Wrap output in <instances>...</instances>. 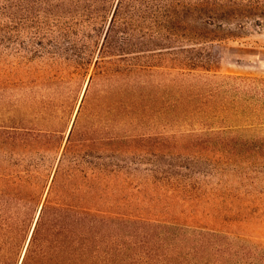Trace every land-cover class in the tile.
<instances>
[{
	"label": "trees",
	"instance_id": "1",
	"mask_svg": "<svg viewBox=\"0 0 264 264\" xmlns=\"http://www.w3.org/2000/svg\"><path fill=\"white\" fill-rule=\"evenodd\" d=\"M206 2L0 0V264L264 261V77Z\"/></svg>",
	"mask_w": 264,
	"mask_h": 264
},
{
	"label": "rangeland",
	"instance_id": "2",
	"mask_svg": "<svg viewBox=\"0 0 264 264\" xmlns=\"http://www.w3.org/2000/svg\"><path fill=\"white\" fill-rule=\"evenodd\" d=\"M204 7L211 29L223 36L213 42L222 58L219 73L264 77V0H207Z\"/></svg>",
	"mask_w": 264,
	"mask_h": 264
},
{
	"label": "crops",
	"instance_id": "3",
	"mask_svg": "<svg viewBox=\"0 0 264 264\" xmlns=\"http://www.w3.org/2000/svg\"><path fill=\"white\" fill-rule=\"evenodd\" d=\"M223 56V55H222ZM224 56H227V55H224Z\"/></svg>",
	"mask_w": 264,
	"mask_h": 264
}]
</instances>
